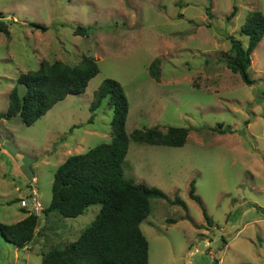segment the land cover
I'll list each match as a JSON object with an SVG mask.
<instances>
[{
	"label": "rangeland",
	"instance_id": "1",
	"mask_svg": "<svg viewBox=\"0 0 264 264\" xmlns=\"http://www.w3.org/2000/svg\"><path fill=\"white\" fill-rule=\"evenodd\" d=\"M252 11L264 16V0H0V20L9 30L0 31V111L8 108L17 76L42 60L75 65L88 55L99 67L83 93L67 95L32 125L18 116L0 120V223L33 212L20 203L33 190L47 207L57 167L110 142L107 100L92 123L88 118L95 90L112 78L128 101L124 176L185 203L150 200L140 224L147 264H264V35L250 54L252 84L225 64L232 55L229 36L247 47L241 26ZM79 25L90 27L89 34L76 35ZM154 59L160 61L157 81L148 72ZM219 123L233 131L218 133ZM153 126L189 128L186 143L132 140L134 129ZM192 179L211 225L188 195ZM99 209L92 204L74 218L41 209L24 247L0 234V264H41L51 248L75 240Z\"/></svg>",
	"mask_w": 264,
	"mask_h": 264
},
{
	"label": "trees",
	"instance_id": "2",
	"mask_svg": "<svg viewBox=\"0 0 264 264\" xmlns=\"http://www.w3.org/2000/svg\"><path fill=\"white\" fill-rule=\"evenodd\" d=\"M236 8L227 16L231 18ZM208 15V10L206 12ZM33 26L41 30L43 24ZM0 31L8 35L9 30L0 20ZM90 27L77 26L76 35H88ZM241 32L248 37L247 47L241 40L229 36L230 55L226 66L232 73L239 74L245 84H252L249 75L250 54L264 35V16L252 11L241 26ZM158 59L148 69L156 81L159 78ZM99 72L97 61L88 55L81 57L75 65L60 60H42L36 70L20 73L8 94V108L0 111V120L10 121L18 116L26 126L32 125L54 104L67 95H78L85 91L89 81ZM113 109L110 142L99 143L84 153L68 156L56 169L51 185V199L41 213L57 212L62 217L74 218L83 214L87 207L99 204L100 209L89 226L80 235L63 247H53L43 254L41 264H147L148 242L140 224L150 213V200L164 198L172 204L185 207L178 196L170 200L159 188L136 183L126 178L122 164L128 151L130 137L125 123L128 101L120 83L105 78L95 90L89 104L91 112L88 122L92 123L96 109L103 100ZM248 123V122H247ZM215 130L220 133L232 132L230 125L219 123ZM189 128L169 126L161 131L157 126L134 129L133 141L149 145L180 147L186 143ZM195 180L189 183L188 195L202 210L206 222L211 225L201 198L195 193ZM38 216L30 212L23 219L11 223H0V234L17 248L24 247L34 236Z\"/></svg>",
	"mask_w": 264,
	"mask_h": 264
},
{
	"label": "built area",
	"instance_id": "3",
	"mask_svg": "<svg viewBox=\"0 0 264 264\" xmlns=\"http://www.w3.org/2000/svg\"><path fill=\"white\" fill-rule=\"evenodd\" d=\"M20 203L23 207H27L28 209H31L36 214L40 212L41 209H43L41 203L37 199L36 192L33 190V192H30L28 195V199H21Z\"/></svg>",
	"mask_w": 264,
	"mask_h": 264
}]
</instances>
